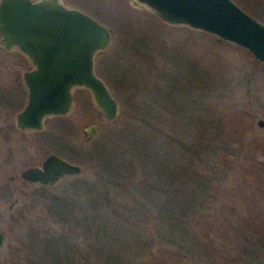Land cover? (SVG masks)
<instances>
[{
  "label": "rangeland",
  "instance_id": "rangeland-1",
  "mask_svg": "<svg viewBox=\"0 0 264 264\" xmlns=\"http://www.w3.org/2000/svg\"><path fill=\"white\" fill-rule=\"evenodd\" d=\"M59 1L111 31L93 71L116 101L117 114L104 119L89 92L74 88L61 135L50 133L49 123L22 134L14 112L7 115L0 103V264H151L166 258L158 255L161 249L176 257L169 258L172 264H264V126L256 124L264 122V65L214 35L165 24L131 0ZM232 1L264 25V0ZM30 68L16 49L0 47V97L17 87L23 101L20 75ZM154 68L177 87L186 83L195 96L185 106L181 89L172 111L160 109L142 125L137 98L162 83L151 74ZM241 106L250 110L251 122L229 151L208 146L196 156L187 152L195 143L216 144L187 117L216 121ZM170 118L178 122L172 132L162 126ZM91 125L95 134L88 136ZM141 149L178 164L184 156L196 179L163 183L161 167L154 175ZM49 154L80 172L48 186L19 178L21 169ZM188 216L200 222L184 230L179 219ZM140 249L143 257L136 259Z\"/></svg>",
  "mask_w": 264,
  "mask_h": 264
},
{
  "label": "water",
  "instance_id": "water-1",
  "mask_svg": "<svg viewBox=\"0 0 264 264\" xmlns=\"http://www.w3.org/2000/svg\"><path fill=\"white\" fill-rule=\"evenodd\" d=\"M168 25H182L218 37L247 51L264 65V25L232 0H131ZM111 31L59 0H0V46L16 48L33 67L22 73L26 103L16 115L19 129H39L44 116L66 115L71 90L86 89L104 119L112 120L117 104L93 71L97 53L107 47ZM258 127L264 122L256 121ZM95 134L94 126L87 130ZM77 165L55 154L39 166L25 167L22 180L52 185L63 175H76ZM3 235L0 231V247Z\"/></svg>",
  "mask_w": 264,
  "mask_h": 264
},
{
  "label": "trees",
  "instance_id": "trees-1",
  "mask_svg": "<svg viewBox=\"0 0 264 264\" xmlns=\"http://www.w3.org/2000/svg\"><path fill=\"white\" fill-rule=\"evenodd\" d=\"M244 53L248 57L251 56L247 51H244ZM151 74L157 79L159 83L160 81H162V83L161 85L157 84L155 85V87H152V88L147 87L146 90H143V93H141L139 97L137 96L138 97L137 99L140 100V102L137 103L136 105L138 107L137 112L142 115L141 117H143L139 121L140 124L142 125L148 123V121L144 119L145 117H149V119L151 116L154 117V115H156L160 109L161 111H165L167 114L168 112L172 111L171 110L172 106H175L176 100L177 102L179 100L177 95L181 93V89L182 91H184L183 98L185 100L184 101L185 106H187V104L189 103L188 102L189 100L187 99H190L191 96H195L194 91H191V92L189 91L188 93L186 92V88H187L185 85L186 83L184 84V86L182 85L183 87H181V85L180 87L179 86L177 87V84H176L177 81H175V79L172 76L169 77L168 74H165L163 69L154 68V72L151 71ZM190 75L193 77L192 74ZM204 80L206 81V79ZM197 81H198L197 82L198 84L200 82H204L203 80H197ZM147 85L148 84H144V86H147ZM170 86L173 87L176 97H174L173 90L170 88ZM207 110H208V107H207ZM221 116L223 117L222 120H221L222 117H220L219 119H216V121L215 119L213 120L212 118L211 120H208L206 122L205 121L201 122V120H196L195 119L196 117L194 118L187 117V118H191L192 122H195L193 126L195 127L198 126L200 130L204 128V130L208 133V136L210 137L213 136L214 141L216 142V144H209V145L208 143H203V145H197V143H195L192 146V148L187 150V152H193L195 153V156H196L199 153V151H205L208 146L214 147V149L212 150L213 151L217 150L218 152H220V154H221V151L223 152L226 149H228L229 151L230 144H235L237 141L240 140L241 135L246 131L247 129L246 127L251 122L250 110L246 106H241L239 109H234L233 111L227 112L224 115L222 114ZM153 117H152V120H153ZM177 124L178 122L172 120L171 118L168 121L162 122V126L166 125L167 129H169L171 132L174 126L176 127ZM175 140L178 143H180L178 139H174V141ZM139 154L141 155V157L145 159L146 164H148V166L153 169L154 175H158L157 169L161 167V170L159 172H161L162 174L163 183H166L168 180H172V181L179 183L178 185H181L183 183L184 184L187 183L188 181L192 182L196 179V171L194 170V168L189 166L191 165V162L189 159L187 161L184 158V156H182V158L180 159V160H183V163L178 164V163H175L177 159L173 161V159L165 155H160L159 153L153 150L150 151L147 149H141ZM179 180H181L182 183ZM186 199H189L188 196L186 197ZM128 213H131V212L129 211ZM125 215H127V213ZM181 218L182 219H179V220H181L180 224L183 225L182 227L184 230H186L185 227L192 225V223H194L196 227L198 222H200L199 218L198 217L196 218L195 216H188L187 218H183V217ZM191 228H193V226H191ZM31 229H34L35 231H37L36 228H31ZM188 230H189V227H188ZM191 233L194 235H198L196 231H191ZM120 240H121L120 238L117 239V244L123 248V245L119 242ZM41 250L44 251V250H47V248L43 249L42 247ZM162 250L163 249L158 250L159 251L158 255H160L161 257H166V258L164 259L155 258L151 262V264H172L173 263V261L169 263V258L172 259L173 257L176 259V257L172 255L171 252L162 251ZM139 251L140 252L136 253L135 255L136 259L143 257L142 249H140ZM45 255H47L46 252L43 253V256ZM11 264H18V262L13 260ZM22 264H25V263H22ZM112 264H115V262H113ZM121 264H128V263L125 262Z\"/></svg>",
  "mask_w": 264,
  "mask_h": 264
},
{
  "label": "flooded vegetation",
  "instance_id": "flooded-vegetation-1",
  "mask_svg": "<svg viewBox=\"0 0 264 264\" xmlns=\"http://www.w3.org/2000/svg\"><path fill=\"white\" fill-rule=\"evenodd\" d=\"M63 4V3H62ZM63 5H65V4H63ZM66 6V5H65ZM68 7H70V6H68ZM75 8V7H74ZM1 47V46H0ZM2 49H3V47H1ZM12 49V48H11ZM11 49H9V50H5V49H3L4 51H6V52H8V51H10ZM14 49H16V48H14ZM17 50V49H16ZM18 51V50H17ZM19 52V51H18ZM19 53H21V52H19ZM22 54V53H21ZM23 55V54H22ZM24 56V55H23ZM24 58H25V56H24ZM26 59V58H25ZM27 61V60H26ZM28 62V61H27ZM29 63V62H28ZM30 65V64H29ZM30 69H28V70H25V71H29V70H31L33 67L30 65ZM25 71H22L21 72V77H22V73L23 72H25ZM16 81H17V79H16ZM21 85H22V87H23V90H22V99L24 98V100L23 101H21L20 103H18L19 102V99H21V93H20V95H19V97H17V87H15L14 89H9V88H5L4 89V91H5V94H4V96H2V97H0V103H1V107L4 109V111L7 113V115H8V113L9 112H14V114H13V125H14V127L18 130V132H20V133H24V134H27V133H30V132H33V131H42L43 130V128H44V126L47 124V123H49V126H50V133H52V134H54V135H56V136H58V135H61L63 132H64V124H63V121H62V118L65 116V115H63V116H60V115H53V116H44V117H42L41 118V121H40V124H41V126H40V128L39 129H37V128H35V129H32V128H30V129H28V128H26V129H23V130H21V129H19L18 127H17V125H16V115H17V113L23 108V106L25 105V103H26V89H25V87H24V85H23V82H22V79H21ZM71 93H72V90H71ZM71 96H72V94H71ZM6 115V114H5ZM45 158V157H44ZM43 158V159H44ZM61 158V157H60ZM63 159V158H62ZM67 162H69V161H67ZM41 163V162H40ZM40 163H39V165H40ZM70 163V162H69ZM72 164V163H71ZM39 165H30V166H27V167H32V166H39ZM75 165V164H74ZM25 168V167H24ZM23 168V169H24ZM22 170V169H21ZM20 170V171H21ZM20 171H19V173H20ZM77 175V174H76ZM18 176H19V174H18ZM10 178V180H12V177H9ZM19 178H20V176H19ZM21 179V178H20ZM22 180V179H21ZM22 181H24V180H22ZM26 182V181H25ZM28 183V182H27Z\"/></svg>",
  "mask_w": 264,
  "mask_h": 264
}]
</instances>
